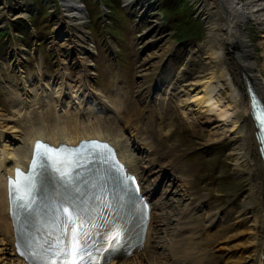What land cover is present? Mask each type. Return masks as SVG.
<instances>
[{"label":"rangeland","instance_id":"rangeland-1","mask_svg":"<svg viewBox=\"0 0 264 264\" xmlns=\"http://www.w3.org/2000/svg\"><path fill=\"white\" fill-rule=\"evenodd\" d=\"M0 1L2 3L6 1L8 5L10 0ZM197 1L199 0H144L141 3L136 1L127 3L124 0H82L86 16L85 44L92 50L85 54L88 80L91 82L92 92L98 93L100 99L91 95L94 96L92 99L90 95H84L79 91L73 99L75 102L73 111L67 107L63 113L70 123L79 122L82 116H75L78 110L76 105L79 110H87V114L93 108L101 120L104 117L109 119L116 114L121 116L125 114L124 118L128 117L127 120H131L141 129L152 127L153 131H149L151 142L161 151L167 148L175 149L173 158L169 157L170 160L174 161L178 155L183 156L180 161L181 167L192 169L191 191L195 190L198 197H205L206 209L210 207L215 214L208 220H202V212L194 211L192 214L194 223L200 225L201 229H198L203 232V236L197 239L200 244L197 247V257L202 261L200 264H223V255L219 247H216L215 240L224 229L229 230V234L240 233L241 228L237 226L241 221L250 219L245 206L252 203L248 196L251 193L253 179L246 173L248 165L244 162L237 164V161L228 154L236 146L233 139L226 136L218 142L205 143L210 128L207 121L194 110L183 113V109L177 105L175 87L181 73L189 72L193 79L208 68L204 55L197 48L199 44L204 43L207 36L205 24L198 15L200 11L195 6ZM35 2L40 9L39 15L30 16V23L36 29L35 38L31 34L28 22L19 24V37L14 39L8 36L7 30L0 31V114L4 113L5 118L15 119L13 124L20 132L27 130V116L26 114L17 116L13 113L14 108L24 101L26 90L40 92L41 89H47V85L55 80L59 81L56 85L58 86L61 80L59 76L64 75L70 84L69 90L74 91L82 79L81 68L77 62L79 55L67 56L65 48L61 45L66 40H73V43L74 41L80 43V40L68 37L70 33L75 35L76 33L73 32L70 22L62 19L59 0ZM51 7L53 10L48 12ZM263 33L264 30L257 28L255 24L247 30L254 49L253 57L264 78ZM156 38H160L159 43L171 42L172 49L164 56L160 65L144 78L140 75L142 60L157 49L147 47L145 42ZM15 51L25 58L23 63H17V60L13 63L11 54L13 56ZM24 78L29 87L24 86L22 82ZM54 101L55 98L49 92L45 103H42L43 111L38 112L40 109L38 103L30 99L34 124L44 119V122L53 127L58 121L55 115L57 101ZM79 101L87 103L84 106L83 102V105L79 106ZM96 101L108 107L106 116L102 109L95 105ZM120 110H123V113ZM159 116H163L166 123H171L170 134L166 135L165 128L159 131ZM61 119L62 116L59 117V122ZM106 122L110 123L109 120ZM110 125L113 137H120L122 134L123 139H133L132 135H135L133 131L119 133L114 124ZM6 137L0 138V146L8 144L9 136ZM139 154L144 158L142 164H147V157H144L147 150ZM150 176L154 178L155 174ZM158 185L154 197L157 201L165 197L166 189L162 183ZM189 199V196L177 198L173 208H177L179 212L192 208L194 198ZM165 211L173 215L171 216L173 222L176 220L168 231V238H173L171 233L175 234L182 216L179 212L174 213L175 210L166 207L157 210V213L162 214ZM161 221L160 218L155 219L157 229L153 236L155 241H158L161 234L166 231ZM211 226L213 227L209 228ZM226 236L222 238L225 239ZM4 250L6 249L0 241V264L3 263L4 257L8 256ZM154 250L159 254L162 248L157 246Z\"/></svg>","mask_w":264,"mask_h":264},{"label":"bare ground","instance_id":"bare-ground-1","mask_svg":"<svg viewBox=\"0 0 264 264\" xmlns=\"http://www.w3.org/2000/svg\"><path fill=\"white\" fill-rule=\"evenodd\" d=\"M18 1L13 2L14 7L18 5ZM60 1L61 17L70 22L73 32L76 33V35L70 33L68 37L80 40V43L66 40L61 45L65 48L67 56L71 54L79 55L77 62L81 68L80 77L82 79L79 80L77 83L79 86H75L77 90L74 91L69 90L68 86L70 84L63 74L62 77L59 76L61 80L58 86L56 85L59 81L56 82L55 80V82H48V88L41 89L40 92L37 90L32 91V89L31 92L26 90L24 101L14 108L13 113L17 116L26 114L27 130L25 129V132H20L13 124L15 119L5 118L4 113L0 114V138L9 136L8 144L0 146V241L6 249L4 250L6 255H8L4 257L2 264H25L19 258L14 257L15 254L12 249L13 235L7 204V174H12L15 165H22L26 168L31 147L36 138L46 139L53 143L66 141V143L75 144L81 138L95 136L111 141L120 149V155L128 163L129 169L141 174L142 179L147 182L150 188L147 194H150L151 197H154V190L158 184L162 183L166 188L165 197L162 199L164 202L161 199L160 202L157 200L151 202L153 214H151L148 231L146 232L145 252L138 253L131 260L121 263L111 262L110 264L202 263L200 258L197 257V247L200 245L197 239L203 236V232L198 229L200 225L194 223L192 214L194 211L202 212V220L211 219L215 214L212 213L210 207L206 209L205 203L207 200L205 197H198L195 190L191 191L192 169L181 167L180 161L183 156L178 155L174 161L170 160L169 157L173 158L172 154L175 149L167 148L164 151L162 150V153L151 142L149 131H153L152 127L146 130L141 129L131 120H127L128 117L124 118L123 115L116 114L114 119L109 116L111 119V121L109 119V122L115 125V129H118L119 133L133 131L135 135H132V140L123 139L122 134L120 137H113V129L109 128L110 123L107 124L100 120L93 108L87 114V110L82 112L76 105L80 115H82L81 117L85 118H82L79 122L70 123L68 117L64 114V119L59 122L58 117L61 118L63 110L67 107L72 110L75 106L73 99L76 98L79 91L84 95H90V97L94 95L100 99L98 93L92 92V85L88 80L87 57H85V54L89 51V48L85 44L87 37L84 30L85 11L80 7L78 0ZM124 1L127 3L134 1L141 3L144 0ZM25 5L31 7L29 1ZM195 6L200 11L198 15L202 17L207 31L206 40L203 44H199L197 48L204 55L208 68L193 79H191L193 75L189 72L181 73L178 77V85L175 87L177 105L183 109V113L184 111L189 113L194 110L199 113L204 121H207L210 128L205 143L218 142L226 136L233 139L236 146L228 154L237 161V164L244 162L248 165L246 173L252 176L253 179L251 193L248 196L252 203L245 206L250 219L241 221L240 225L237 226L241 228L240 233L229 234L230 231L224 229L219 232L217 238L215 237L216 247H219L223 255V264H264V162L259 154L258 137L255 136L257 129L251 114L249 98L245 93V82L249 79L264 103V78L253 57L252 41L247 34V30L253 24L264 30V0H199L195 3ZM262 35L264 37V33ZM159 39L145 42L147 47L157 49L146 55L142 60L140 65V75L142 77L154 71L160 65L164 56L172 49L171 42L159 43ZM18 59L16 58V60ZM262 66L264 67V63ZM22 82L24 86H28L25 78L22 79ZM49 92L57 101L55 112L58 122H55L53 127L44 122V119H41L38 124H34L32 122L30 99L38 103L40 108L38 112H41L43 111L42 103ZM93 97L91 98L94 99ZM83 102L79 101V106L83 105ZM86 103L87 101L84 102V106ZM99 103L103 112H106L108 107L102 102ZM119 106L121 105L119 104ZM78 110L75 114L76 117H80ZM120 111L122 112V110ZM158 120L160 122L158 124L159 131L165 128L166 135L170 134L171 123H166L163 116H159ZM16 136L17 138H15ZM262 138L264 139V136ZM143 150H147V154L144 156L147 157V164L144 162L145 165L142 164L144 158L139 154ZM152 174H155L154 178H151L150 175ZM181 196L194 198L191 203L192 208H187L182 212H179L177 208H173L177 202L176 199ZM165 207L172 211L175 210L174 213L179 212L182 216L175 234L171 233L173 238H168L169 228L173 223H176V220L173 222L174 220L171 218L173 215L168 211L162 214L157 213V210H163ZM159 218L162 219V226L166 228V231L161 234L162 236L158 241H155L153 239V236L157 233L155 219ZM186 232L189 233H187V236L185 235ZM223 236H226V238L223 239ZM157 246L162 248L159 254L154 250Z\"/></svg>","mask_w":264,"mask_h":264},{"label":"water","instance_id":"water-1","mask_svg":"<svg viewBox=\"0 0 264 264\" xmlns=\"http://www.w3.org/2000/svg\"><path fill=\"white\" fill-rule=\"evenodd\" d=\"M261 123H262V121H261ZM259 142H261L262 148H264V139H263V138H262V140L260 139ZM260 149H261V148H260Z\"/></svg>","mask_w":264,"mask_h":264}]
</instances>
